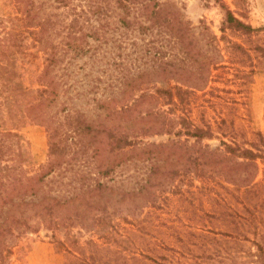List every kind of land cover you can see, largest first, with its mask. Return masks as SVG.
Listing matches in <instances>:
<instances>
[{"label":"trees","instance_id":"obj_1","mask_svg":"<svg viewBox=\"0 0 264 264\" xmlns=\"http://www.w3.org/2000/svg\"><path fill=\"white\" fill-rule=\"evenodd\" d=\"M14 2L26 28H35L33 41L45 64L39 88H26L13 52L18 39L13 32L0 37V264L18 238L40 230L52 238L63 231L73 245L72 227L93 229L115 213L131 215L179 175L220 185L245 213L224 212L232 231L201 236L214 247L204 245L193 264H264V133L239 142L221 134L225 120L216 131L203 116L199 123L190 116L196 92L223 68L220 41L240 85L250 83L255 68L264 69V27L246 21L245 0H233L237 15L214 0L223 16L220 39L201 23L196 36L174 0ZM85 57L84 64L93 68L102 60L114 74L101 95L102 81L89 79L94 112L104 115L91 119L74 104L61 108V118L52 115L68 67ZM57 69L61 76L50 75ZM31 124L45 128L48 143V159L34 172L24 169L19 135ZM218 133V146L205 143L219 139ZM152 135L174 139L143 140ZM259 164L263 177L256 181ZM132 168L146 171L130 187L133 175L122 177V171ZM81 251L67 252V264H89Z\"/></svg>","mask_w":264,"mask_h":264},{"label":"rangeland","instance_id":"obj_2","mask_svg":"<svg viewBox=\"0 0 264 264\" xmlns=\"http://www.w3.org/2000/svg\"><path fill=\"white\" fill-rule=\"evenodd\" d=\"M174 1L183 7L184 18L194 27L195 34L199 31L195 28L200 27L201 23L220 39L223 16L214 0ZM223 1L237 15L238 9L233 5V0ZM241 8L243 16L252 27H264V0H245ZM23 18L14 0H0V37L13 32L11 36L18 39L19 47L13 49V52L18 59L19 72L24 76L26 88L37 89L38 77L44 69V54L38 51L33 41L35 28H26ZM259 36L264 38V32L259 33ZM219 46L224 57L221 63L223 68L212 71L206 89L196 92V98L190 106V116L197 123L200 116H203L216 131L217 124L225 120L222 135L235 137L239 142L242 139L250 141L254 133H264V69L255 68L250 83L240 85L234 77L236 71L225 52L223 41L219 42ZM87 60L85 57L68 67L69 77H64L67 83L56 89L58 94L51 108L52 115L61 118V108L72 104L91 119L98 113L104 115L102 110L94 112L96 107L91 101L93 94L90 92L89 79L98 78L102 81L98 83V94L101 95L108 89L106 85L110 81V72L108 69L105 71L102 60L96 62L93 68L89 62L84 64ZM57 71L50 75L59 77L63 74L62 69ZM132 72L137 74L135 66ZM221 134L216 135L219 139L205 143L212 148L218 146ZM19 135L21 150L27 156L24 169L34 172L48 159L46 130L39 124H31L19 129ZM229 137L223 140H231ZM169 138L174 139L173 135H152L143 140L158 143ZM262 168L259 164L256 181L263 177ZM145 171L146 168L128 169L122 171V177L133 175L128 184L133 187ZM168 183L155 196L149 197V203L142 204L131 215L127 211L115 213L109 220L106 219L104 225L93 229L72 227L69 234L73 237V245L65 241L63 231L57 232L53 238L46 230L26 234L15 241V246L3 264H67L70 258L67 252L76 250V247L82 250L89 264H193L204 245L214 247V244L209 245L207 239L201 236L212 237V232L232 231L233 225L230 227L225 223L227 215L224 216V212L232 208L233 212H238L237 215L245 216L242 205L232 199L220 185L181 175ZM73 255L80 256L78 251Z\"/></svg>","mask_w":264,"mask_h":264}]
</instances>
